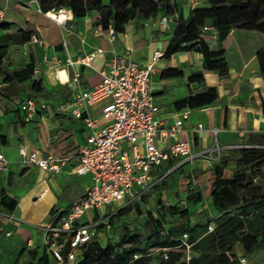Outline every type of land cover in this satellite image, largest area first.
Instances as JSON below:
<instances>
[{"label": "crops", "instance_id": "crops-1", "mask_svg": "<svg viewBox=\"0 0 264 264\" xmlns=\"http://www.w3.org/2000/svg\"><path fill=\"white\" fill-rule=\"evenodd\" d=\"M173 6V15L159 13L145 21V25L128 23L122 33L109 41L106 31L87 14L75 20L69 11L63 10L68 18L56 22L37 13V4L32 0H0V22L10 24L7 30L0 31V44L7 45L6 64L10 70H18L32 60V71L21 74L23 79L15 85L17 98L22 101L32 95L28 86L31 81L39 82L42 89L41 94L30 97L37 106L28 123L22 122V114L13 106L17 99L0 97V195L13 203L10 211L0 205V264H13L16 260L20 263L25 251H39L43 226L67 210L89 187V177L74 175L71 164L64 165L56 174L22 165L17 148L23 146L41 158L74 154L89 130L68 116L73 94L97 84L100 73L114 55H127L142 66L148 64L153 52L161 54L152 66L151 92L165 116L185 114L177 139L188 143L193 154H203L212 148V129L218 131L215 139L219 146H234L233 140L241 142L238 146H248L250 137L264 134V73H260L256 60V54L264 48V35L231 29L221 42L226 75L220 78L214 70L203 68L199 53L180 51L167 58L162 56L173 38L177 21L185 20L193 10L208 8L206 0H174ZM161 18L165 21L163 29L156 24ZM204 26L211 27L209 23ZM22 31L32 32L38 42L18 43V32ZM198 37L208 52L218 51L216 35L208 29L200 28ZM89 55L92 60L87 66L77 63L65 66L67 59L73 62ZM92 115L96 126L104 124L98 125L104 120L99 113L92 111ZM171 123L169 120L168 125ZM197 125L201 131L192 132ZM226 155L222 153V157ZM168 162L174 160L164 162L158 176ZM194 162L200 163V167L195 177L189 174L190 182L201 191L202 203L210 205V169L216 162L197 158L187 163ZM232 168L228 163L223 176H230ZM171 170L172 167L163 177ZM187 191L188 188H172L166 191L165 201L163 196L156 197L163 207L187 208L192 206L184 200ZM41 192H45L42 197ZM180 194L183 199H179ZM156 197L151 194L147 200Z\"/></svg>", "mask_w": 264, "mask_h": 264}, {"label": "trees", "instance_id": "trees-1", "mask_svg": "<svg viewBox=\"0 0 264 264\" xmlns=\"http://www.w3.org/2000/svg\"><path fill=\"white\" fill-rule=\"evenodd\" d=\"M35 1L42 14L62 9L69 11L75 20L94 11L98 15L94 23L103 31L110 27L115 35L122 33L128 23L138 25L159 13L170 16L174 12V0ZM206 3L207 9L193 10L185 20L177 21L173 38L162 56L167 58L180 51L199 53L203 68L214 70L222 78L226 75V63L221 42L231 29L254 31L264 35V0H206ZM208 23L214 28L218 42V51L213 53L208 52L198 37L199 29ZM9 25L0 22V31L7 30ZM31 34L30 31L18 32V43H27ZM6 51L7 45L0 44V97L21 101L17 98L15 85L23 79L20 78L21 74L27 75L32 71V60L21 69L10 70L5 62ZM256 60L260 73H264V48L256 54ZM196 76L200 77L199 74ZM194 77L195 75L191 79ZM28 86L32 95L27 98L42 93L39 82L31 81ZM246 145L250 147L228 150L227 155L210 169L208 197L211 208L216 212L211 220L190 224L191 212L187 208L161 207L164 213L176 217L169 229H165L164 224L154 218V210V213L147 214L143 224L151 233L147 241L143 240L138 230L129 232L124 227L117 244L106 240L100 246L94 240L82 246L76 264H149L153 251L157 253L156 264H237L233 253L235 244L239 245L243 255H249L261 248L264 245V134L250 137ZM225 162L233 166L228 177L223 176L227 166ZM169 164L171 163L168 162L167 165ZM167 170L166 168L160 175ZM167 176L168 174L155 186L161 184ZM190 189L188 186L184 200L192 206L201 204V191L194 188L190 193ZM144 200L145 198L142 201ZM0 205L10 211L13 203L0 195ZM138 206L135 203L121 208L112 217L124 216L132 210L140 215ZM209 223L213 224L210 231ZM183 235L186 236L188 251L192 253L187 262L184 261L185 248L181 245ZM65 252L66 249L63 254ZM24 255L23 261L18 263L16 260L13 264H55L44 249L27 250Z\"/></svg>", "mask_w": 264, "mask_h": 264}, {"label": "built area", "instance_id": "built-area-1", "mask_svg": "<svg viewBox=\"0 0 264 264\" xmlns=\"http://www.w3.org/2000/svg\"><path fill=\"white\" fill-rule=\"evenodd\" d=\"M32 2L36 3L35 0ZM61 12L62 9L51 10L44 15L56 22H64L67 16L55 20ZM37 13H40L38 8ZM156 24L163 29L165 21L161 18ZM206 29L215 34L212 26L201 27V31ZM106 34L112 41L115 34L110 27H107ZM29 42L37 43L38 40L31 35ZM160 56L158 52H153L148 64L141 66L127 55H114L100 73L101 79L97 84L73 94L68 116L79 120L89 133L71 156L47 155L41 158L36 152L18 146L17 154L24 166L56 174L64 165L71 164L74 175L88 176L90 180L89 187L73 200L67 210L43 226L41 249L55 264H76L81 247L94 241L100 232L110 229L109 218L121 208L141 204L163 178L157 172L164 162L176 159L191 162L204 156L217 162L224 151L237 148L219 146L215 139L218 131L215 129L210 130L213 146L203 154H193L188 143L177 139L185 114H162L150 88L152 66ZM91 60L92 55L73 62L67 59L65 66L76 63L87 66ZM54 75L57 78L56 72ZM13 106L22 114V122L28 123L36 111L37 102L26 98L15 101ZM92 111L99 113L106 122L96 126ZM169 120L172 123L168 125ZM191 131L199 132L201 126L197 125ZM247 147L250 146H243ZM225 164L228 165V162ZM183 239H186L185 235L181 238V245L188 251ZM64 249L66 252L63 254ZM161 251L164 252V249ZM188 259V256L185 257V262Z\"/></svg>", "mask_w": 264, "mask_h": 264}, {"label": "rangeland", "instance_id": "rangeland-1", "mask_svg": "<svg viewBox=\"0 0 264 264\" xmlns=\"http://www.w3.org/2000/svg\"><path fill=\"white\" fill-rule=\"evenodd\" d=\"M89 17H92L93 20H96L97 16L94 11H90L87 14ZM106 120H103L98 123V125L105 123ZM241 142L239 141H232V144L237 147L233 148L231 150H237L239 148H243V146L240 145ZM249 148V147H247ZM225 152V151H224ZM228 151H226L227 153ZM202 159L208 160L209 158L207 156H204ZM189 163V162H188ZM187 162H180L179 159L174 160V162H171V164L164 166L161 170L163 173L166 168L169 169L172 167V170L169 171V174L167 177H165L161 184L156 185L152 192L145 197V200L141 202L138 206V210L140 212V215L136 214L135 210L130 211L128 214L121 216V217H111L108 219L110 224V229L107 232H100L99 236L95 239L97 244L100 246H103L105 241H109L111 244H117L119 241V237L123 234V228L125 227V230L131 232L133 230H138L143 240L147 241L150 236V231L147 230L143 224L145 222V218L147 214L154 213V218L159 220L164 224L165 229H169L174 223L176 217H171L170 215L163 212L161 207H163L156 197L157 196H163L166 200L168 197L167 190L172 188H180V190H183L185 188H188V186L191 187L190 193H192L197 187H194L191 184V178L190 173L193 177L199 172L200 163L194 162L192 165H189ZM169 167V168H168ZM182 179L180 183H178V180ZM178 183V184H177ZM155 195V199L147 200L150 195ZM176 196V195H175ZM186 196V195H185ZM184 196V197H185ZM179 199H183V194H180ZM157 202L159 203L157 207ZM169 206V205H167ZM180 208H183L182 206H179ZM187 210L191 212L189 223L190 224H196V223H203L206 220H211L213 216L216 215V212L211 208L210 205H205L204 203H201L199 205L187 207ZM213 228V224L209 223L208 225V231H210ZM186 240V239H183ZM233 253L237 258V264H264V245L259 248L258 250L252 252L249 255H243L241 252V249L238 244H235L233 247ZM157 253L155 251L152 252V260L149 264H156L157 260ZM188 258L192 256V253L185 250L184 255V261L185 257ZM163 257V254H162ZM26 260V259H25ZM53 264V263H49Z\"/></svg>", "mask_w": 264, "mask_h": 264}, {"label": "bare ground", "instance_id": "bare-ground-1", "mask_svg": "<svg viewBox=\"0 0 264 264\" xmlns=\"http://www.w3.org/2000/svg\"><path fill=\"white\" fill-rule=\"evenodd\" d=\"M48 16H50V13H48ZM62 16H69L67 13H63V12H61L60 14H59V17H55V20H60V18L62 17Z\"/></svg>", "mask_w": 264, "mask_h": 264}]
</instances>
